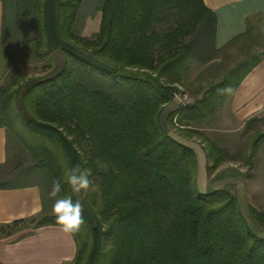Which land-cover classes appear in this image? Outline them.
<instances>
[{
	"label": "trees",
	"instance_id": "16d2710c",
	"mask_svg": "<svg viewBox=\"0 0 264 264\" xmlns=\"http://www.w3.org/2000/svg\"><path fill=\"white\" fill-rule=\"evenodd\" d=\"M0 3L7 150L0 189L36 186L42 203L36 215L0 224V238L59 226L48 209L55 199L76 198L66 183L50 198L52 182L80 164L96 182L99 204L86 194L85 223L71 235L75 264H264V213L248 206L250 223L228 189L199 192L195 151L173 136L201 140L208 172L238 158L201 130L264 58L256 29L247 26L216 50V19L202 0H102L99 30L86 38L77 24L82 0ZM20 20L33 36L10 45L11 23ZM15 50L44 62L41 74L6 66ZM212 52L237 61L217 81L197 85L192 101L167 111L178 86L188 83L192 60L206 74L224 66L215 57L205 61ZM56 55L61 61L53 65ZM226 87L232 92L218 91ZM259 120L247 119L241 130L246 164L264 141L254 128Z\"/></svg>",
	"mask_w": 264,
	"mask_h": 264
},
{
	"label": "crops",
	"instance_id": "0c3cea01",
	"mask_svg": "<svg viewBox=\"0 0 264 264\" xmlns=\"http://www.w3.org/2000/svg\"><path fill=\"white\" fill-rule=\"evenodd\" d=\"M202 1L216 19L214 49L222 48L243 34L247 26L256 29L264 41V0ZM2 17L3 7L0 3V36ZM221 111L232 124H244L247 119L264 112V58L244 77ZM173 136L195 151L200 170L196 180L197 189L205 193L210 187L206 178L204 151L177 134ZM6 153V132L0 128V161H5ZM41 207L40 192L36 186L0 189V224L36 215ZM75 254L74 239L63 233L60 226H43L0 238V264H66L74 259Z\"/></svg>",
	"mask_w": 264,
	"mask_h": 264
},
{
	"label": "rangeland",
	"instance_id": "374dc122",
	"mask_svg": "<svg viewBox=\"0 0 264 264\" xmlns=\"http://www.w3.org/2000/svg\"><path fill=\"white\" fill-rule=\"evenodd\" d=\"M101 2L102 0H82L80 10L77 14L78 32L81 36L92 38L98 32L101 16ZM32 30V26L29 28L26 20H20L16 24L11 23L9 31L10 39L8 42H10V45L17 44L19 41L33 36ZM14 31H16L15 34H13ZM13 53L16 56L13 60L14 62L12 60H6V66L10 67L15 63L23 73H28V75H31L32 73H35L36 75L41 74L40 67L44 62L40 60L37 61L33 57H25V51L19 52V50H15ZM60 56L61 55H56L53 59V65L58 61H61ZM238 59H241V56L238 57ZM212 60L214 62H223L224 66L217 68L218 71L213 70L207 74L203 72V66L199 64L198 60H192L188 83L185 86H178L179 92L175 95L171 104L167 106V111L175 109L179 104L192 101L196 96L194 91L197 85L206 83L207 81H217L223 75L224 71L232 67L237 61L234 57L224 58L221 53L216 55L214 52L205 57L206 62H212ZM1 79L2 76L0 75V82ZM257 117H259L260 120L254 128L264 132V112L257 115ZM227 118L228 117L224 111H218L214 117H211L208 120L209 122L203 127V130H201L203 134H205L211 141L216 142L218 146L223 148L225 146L228 148V151L231 154L239 152L236 160L226 161L216 170L208 172L205 168L206 178L210 187L207 191L219 188H226L231 191L236 196L243 215L250 222L248 217V206H252L258 211L264 213V141L260 143L257 150L251 155L249 162L246 164L244 161L249 152L247 148H243V143H248V138L240 137L243 124H232ZM253 130L250 134H253ZM189 141L200 146L202 149L201 140L198 137H192ZM29 162V157H27L24 166ZM199 171L200 170H198L197 166L196 180L198 179ZM32 181L35 182V178H33ZM88 194L93 199L94 203L98 205L99 198L96 193V182L94 180H92V186L89 189ZM74 196L76 200L80 199L76 194H74ZM85 198L86 195L81 200L83 208H86L88 204V199ZM51 209L52 206H50V209H48L49 211L47 212L52 213ZM5 230V228L4 230H0V236ZM26 232L27 230H23L18 234ZM102 260L104 261L105 257ZM103 261H101V263H103ZM66 264H75V262L72 260Z\"/></svg>",
	"mask_w": 264,
	"mask_h": 264
},
{
	"label": "clouds",
	"instance_id": "9594fccd",
	"mask_svg": "<svg viewBox=\"0 0 264 264\" xmlns=\"http://www.w3.org/2000/svg\"><path fill=\"white\" fill-rule=\"evenodd\" d=\"M218 91L221 94H229L232 92V88L226 87L218 89ZM0 163H3V161H0ZM96 163L100 170L105 172L108 170L107 163L99 159ZM89 177V170L82 169L80 164H76L65 168L62 176L52 182V188L49 193L50 198H56L65 183L70 186L72 193L80 197L74 202L71 196H65L55 199V203L52 205L51 212L55 216V222L60 226V230L67 235L78 233L85 223L81 200L92 186V180Z\"/></svg>",
	"mask_w": 264,
	"mask_h": 264
}]
</instances>
